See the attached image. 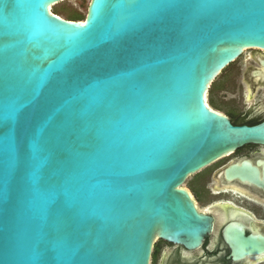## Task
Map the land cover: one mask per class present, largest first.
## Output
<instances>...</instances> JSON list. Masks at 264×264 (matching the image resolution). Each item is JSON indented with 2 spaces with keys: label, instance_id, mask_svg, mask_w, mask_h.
<instances>
[{
  "label": "water",
  "instance_id": "obj_1",
  "mask_svg": "<svg viewBox=\"0 0 264 264\" xmlns=\"http://www.w3.org/2000/svg\"><path fill=\"white\" fill-rule=\"evenodd\" d=\"M61 1L0 0V264H149L156 237L196 245L209 224L186 177L264 144V120L234 125L206 100L264 51V0H89L82 21Z\"/></svg>",
  "mask_w": 264,
  "mask_h": 264
},
{
  "label": "flooded vegetation",
  "instance_id": "obj_2",
  "mask_svg": "<svg viewBox=\"0 0 264 264\" xmlns=\"http://www.w3.org/2000/svg\"><path fill=\"white\" fill-rule=\"evenodd\" d=\"M255 69L264 72V66L256 61L245 74L246 100L224 111L211 106L234 125L264 120V100L259 94L264 92V79L251 77ZM181 187L209 227L193 246L156 237L149 264H264L263 143L238 146L186 177Z\"/></svg>",
  "mask_w": 264,
  "mask_h": 264
},
{
  "label": "rangeland",
  "instance_id": "obj_3",
  "mask_svg": "<svg viewBox=\"0 0 264 264\" xmlns=\"http://www.w3.org/2000/svg\"><path fill=\"white\" fill-rule=\"evenodd\" d=\"M88 3L89 0H63L53 5L51 10L56 8L61 17L68 18L72 17L75 12L86 14ZM256 55L264 56V51L247 49L241 57L222 71L207 92L206 99L210 106L224 111L228 105L241 104L243 99L246 100L248 85L244 83V76L251 67L256 66ZM259 94L263 96L264 100V92Z\"/></svg>",
  "mask_w": 264,
  "mask_h": 264
},
{
  "label": "trees",
  "instance_id": "obj_4",
  "mask_svg": "<svg viewBox=\"0 0 264 264\" xmlns=\"http://www.w3.org/2000/svg\"><path fill=\"white\" fill-rule=\"evenodd\" d=\"M53 13L59 15V11L58 9L54 8L53 9ZM67 18V17H66ZM85 18V14H82L80 12H75L72 17H68L67 19H70V20H80L82 21L83 19ZM261 120H253L251 122H249L251 125L253 124H256V123H259Z\"/></svg>",
  "mask_w": 264,
  "mask_h": 264
},
{
  "label": "bare ground",
  "instance_id": "obj_5",
  "mask_svg": "<svg viewBox=\"0 0 264 264\" xmlns=\"http://www.w3.org/2000/svg\"><path fill=\"white\" fill-rule=\"evenodd\" d=\"M207 100V99H206Z\"/></svg>",
  "mask_w": 264,
  "mask_h": 264
}]
</instances>
